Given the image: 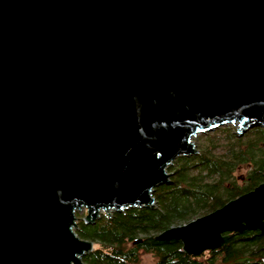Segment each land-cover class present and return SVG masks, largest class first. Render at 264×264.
<instances>
[{"label": "water", "instance_id": "water-1", "mask_svg": "<svg viewBox=\"0 0 264 264\" xmlns=\"http://www.w3.org/2000/svg\"><path fill=\"white\" fill-rule=\"evenodd\" d=\"M264 129V0H0V264H86L77 213L154 203L192 137ZM264 233V181L157 238Z\"/></svg>", "mask_w": 264, "mask_h": 264}, {"label": "trees", "instance_id": "trees-1", "mask_svg": "<svg viewBox=\"0 0 264 264\" xmlns=\"http://www.w3.org/2000/svg\"><path fill=\"white\" fill-rule=\"evenodd\" d=\"M217 133L226 134L225 152L220 155L215 154ZM206 138L197 155L175 159L170 183L154 189V205L113 212L94 224L77 222L76 234L97 245L83 257L86 264H140V256L147 253L155 257V264H264V233L259 230L227 233L221 247L196 256L186 253L177 238H157L264 181L263 129L237 137L221 128ZM241 164L249 167L238 184L233 171Z\"/></svg>", "mask_w": 264, "mask_h": 264}, {"label": "rangeland", "instance_id": "rangeland-1", "mask_svg": "<svg viewBox=\"0 0 264 264\" xmlns=\"http://www.w3.org/2000/svg\"><path fill=\"white\" fill-rule=\"evenodd\" d=\"M221 128H227L230 134L235 135L237 137H242L245 134L244 133L243 135H239L237 133V124L236 123L226 124L224 126H221V127L217 128V129H214V130L209 131V132L198 133L194 137H192V142H193V144H194V146H195V148L197 150V154L206 145V142H207V140H206L207 138L206 137L211 136L215 131H217L218 129H221ZM215 135H216L217 141H219V144L216 146L217 148L215 149V154L220 155L221 153L223 154L225 152L226 140H225L224 137H225L226 134L225 133H217ZM197 154H195V155H197ZM175 164H176V162H175ZM173 166H174V162H173L172 165L168 166V168H167V172L171 174L170 175V178L172 176V172L173 171L171 169L173 168ZM248 167H249V165L241 164L236 169H234L233 176L237 178L236 181H237L238 184H241V182H242V176L246 173V171L248 170ZM152 205H154V203ZM84 213H85V210L83 211V213H77L76 214V216L78 217V219H80V220H77V221H82V218L84 217ZM112 213L113 212H110V215L108 217H110L112 215ZM101 216L107 217L104 214H101ZM199 216H202V215H196L191 220H193V219H195V218H197ZM182 224L183 223H180L179 225H182ZM96 247H97L96 243H93V249H95ZM140 264H155V257L152 254H149V253L142 254L140 256Z\"/></svg>", "mask_w": 264, "mask_h": 264}, {"label": "bare ground", "instance_id": "bare-ground-1", "mask_svg": "<svg viewBox=\"0 0 264 264\" xmlns=\"http://www.w3.org/2000/svg\"><path fill=\"white\" fill-rule=\"evenodd\" d=\"M191 142H192V139H191ZM193 143V142H192Z\"/></svg>", "mask_w": 264, "mask_h": 264}]
</instances>
